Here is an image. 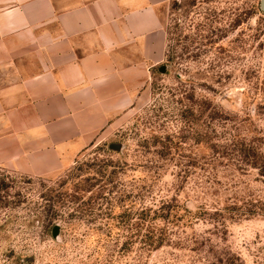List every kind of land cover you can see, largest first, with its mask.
I'll use <instances>...</instances> for the list:
<instances>
[{
	"label": "rangeland",
	"instance_id": "rangeland-1",
	"mask_svg": "<svg viewBox=\"0 0 264 264\" xmlns=\"http://www.w3.org/2000/svg\"><path fill=\"white\" fill-rule=\"evenodd\" d=\"M261 1L172 0L119 125L55 175L0 167V264H264Z\"/></svg>",
	"mask_w": 264,
	"mask_h": 264
},
{
	"label": "crops",
	"instance_id": "crops-1",
	"mask_svg": "<svg viewBox=\"0 0 264 264\" xmlns=\"http://www.w3.org/2000/svg\"><path fill=\"white\" fill-rule=\"evenodd\" d=\"M172 0H0V167L60 173L167 62Z\"/></svg>",
	"mask_w": 264,
	"mask_h": 264
},
{
	"label": "trees",
	"instance_id": "trees-1",
	"mask_svg": "<svg viewBox=\"0 0 264 264\" xmlns=\"http://www.w3.org/2000/svg\"><path fill=\"white\" fill-rule=\"evenodd\" d=\"M168 53H169V50H168ZM167 57H169V54H168ZM259 168H260L261 174L264 175V166H261ZM105 171L106 170L104 169V170L98 172L102 178L106 177V175H107V173H105ZM46 228H47V230H49L53 234V236H55L57 232L59 234V227H58V225L53 224L52 221H50L47 224Z\"/></svg>",
	"mask_w": 264,
	"mask_h": 264
},
{
	"label": "water",
	"instance_id": "water-1",
	"mask_svg": "<svg viewBox=\"0 0 264 264\" xmlns=\"http://www.w3.org/2000/svg\"><path fill=\"white\" fill-rule=\"evenodd\" d=\"M261 10H262V13H264V0L261 1ZM164 69H165V67H161V68H160V71H161V72H164ZM113 147H114V146H113ZM117 148H118V146L115 147V149H117ZM57 235H58V232L56 233L55 236H57Z\"/></svg>",
	"mask_w": 264,
	"mask_h": 264
}]
</instances>
